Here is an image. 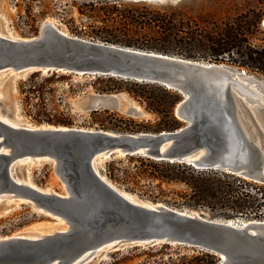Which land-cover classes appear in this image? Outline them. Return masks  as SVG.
<instances>
[{
  "label": "water",
  "instance_id": "obj_1",
  "mask_svg": "<svg viewBox=\"0 0 264 264\" xmlns=\"http://www.w3.org/2000/svg\"><path fill=\"white\" fill-rule=\"evenodd\" d=\"M7 72L117 77L158 84L183 95L175 114L187 126L175 131L119 133L30 122L28 127H14L0 119V197L27 198L35 208L69 225L66 231L38 239L0 237V264L53 260L67 264L79 256L83 258L78 264H84L109 248L158 245H181L224 256L219 264H264V221L230 222L142 200L115 185L101 168L106 159L139 155L187 163L197 170H221L264 184V88L260 80L218 63L85 40L51 21H45L35 37L0 35V74ZM79 106L86 113L119 107V95L90 93ZM125 112L147 116L131 104ZM199 151L203 153L199 159L185 160ZM40 160L55 163L62 192H45L19 182L25 177L20 169Z\"/></svg>",
  "mask_w": 264,
  "mask_h": 264
},
{
  "label": "rangeland",
  "instance_id": "obj_2",
  "mask_svg": "<svg viewBox=\"0 0 264 264\" xmlns=\"http://www.w3.org/2000/svg\"><path fill=\"white\" fill-rule=\"evenodd\" d=\"M124 2V4L130 3V5L140 3L127 0ZM146 4L151 9L161 7L172 9L178 17L190 20L192 25L196 24L200 27H212L214 23L221 25L222 22L233 21L238 15L249 10H262L261 28L264 30L263 0H174L164 3L146 2ZM106 12L105 5L100 3L91 5L88 0H0V31L9 35L11 33L12 36L16 37L31 38L39 34L45 21H53L60 30L72 36L123 47H130L124 41L127 38L133 40L140 38L139 41H142L146 38L153 39V36L156 35L155 33L149 34V32L142 29L134 32V27L127 30L120 21L103 24L100 17H103ZM106 28L107 30L104 31L109 30V34H111L108 37L109 40L115 42H106L96 38V36H101L102 33L100 32ZM258 37L261 38V35ZM130 48L141 49L133 46ZM168 55L178 56L176 54ZM200 55H195L198 58L194 60L205 61L204 58L199 57ZM201 56H204V53ZM184 58L187 57L184 56ZM218 64L235 68L240 72L245 71L248 75L264 83V74L252 73L226 62ZM54 74H56L55 77ZM54 74H42L40 72L20 74L19 76L13 72L0 74V110L2 113L5 114L9 111L10 116L15 115L23 122H30L35 125L50 124L119 133H138L135 131H122L121 128L139 127L143 128L139 132H156L154 130L157 129L156 124L159 121V116L156 113L149 112L144 103L129 93H111L119 95V107L108 106L99 111L82 112L79 105L84 97L90 93L99 94L94 90V82L97 77ZM170 91L180 97L179 102L184 99L179 92ZM130 104L146 112L147 116L140 118L126 113L125 108ZM177 105L174 108L175 117ZM105 111H108V113ZM94 112L98 113L94 114ZM101 121H104L109 127L112 123L117 126V130L104 128ZM180 122L181 126L178 129L187 126L186 122ZM139 157L142 156H116L106 159L101 162L102 173L115 185L142 200L165 204L180 210L204 213L207 217L215 219L228 220L230 216L233 217L231 218L233 221L240 220L239 222L243 223L264 221V219L240 214L236 216L228 209H211L191 203L185 199V195L191 193V190L185 184L167 183L148 176V174L154 172V168L148 166V163L144 164L142 161L137 160ZM175 164L185 165L200 172H208L207 170H197L187 163L175 162ZM20 172L22 176H28L31 183L43 190L63 191L61 181L55 172V163L52 160L31 162L26 167H22ZM110 172H112L114 179L110 177ZM136 172L144 174L140 176ZM145 172L148 174L145 175ZM216 172L227 173L221 170ZM64 225L63 221L45 213L44 210L35 208L34 203L27 198L16 196L0 199V237L52 233ZM162 246L109 248L102 256L96 259H88L84 264H191L193 257L201 251L186 246L171 245L170 250L164 252L160 251ZM215 258L216 264L222 261L220 256H215ZM170 261L172 262L170 263Z\"/></svg>",
  "mask_w": 264,
  "mask_h": 264
},
{
  "label": "trees",
  "instance_id": "obj_3",
  "mask_svg": "<svg viewBox=\"0 0 264 264\" xmlns=\"http://www.w3.org/2000/svg\"><path fill=\"white\" fill-rule=\"evenodd\" d=\"M124 1L88 0L91 5L100 3L106 6L107 12L100 17L103 24L120 21L127 30L134 27V32L142 29L149 34H156L153 39L146 38L142 41H139L140 38L136 40L127 38L124 40L127 46L193 59L198 58L195 55L204 53V56L199 57L210 63L226 62L252 73L264 74L262 10H249L238 15L233 21L222 22L221 25L214 23L212 27H200L196 24L192 25L190 20L178 17L172 9L166 7L151 9L146 2L130 5V3L124 4ZM104 30L106 31L107 28L103 29L100 32L101 36L96 38L115 42L109 40L108 37L111 35L109 30L107 32ZM260 35L261 38L258 37ZM94 90L99 94L127 92L144 103L149 112L159 116L157 129L154 130L156 132L175 131L181 126L180 120L174 115V108L180 101V97L161 85L99 76L94 82ZM105 112L108 113V111ZM110 124L111 127L101 121L104 128L117 130V126ZM121 130L139 132L143 128L129 127L121 128ZM137 160L144 164L148 163V166L154 168V172L150 174L145 172V175L148 174L152 178L167 183L185 184L191 190L189 195H185V199L191 203L211 209H228L236 216L240 214L264 219V184L230 173L200 172L185 165L155 161L143 156ZM136 173L140 176L144 174ZM109 175L114 179L112 172ZM231 218L233 217L229 216L228 220H233ZM170 247V245H163L160 251L166 252L170 250ZM191 264H216V258L213 254L200 251L193 257Z\"/></svg>",
  "mask_w": 264,
  "mask_h": 264
},
{
  "label": "bare ground",
  "instance_id": "obj_4",
  "mask_svg": "<svg viewBox=\"0 0 264 264\" xmlns=\"http://www.w3.org/2000/svg\"><path fill=\"white\" fill-rule=\"evenodd\" d=\"M51 23L55 24L53 21H51ZM0 35H4V36H7V37L13 38V39H16L17 38L16 36H12L11 33L9 35V34H5V33L1 32V31H0ZM263 88H264V83H263ZM9 114H10L9 111H7L5 114H3L2 111L0 110V119L3 120L4 122H6V123H8V124H10L12 126H14V127H22V126L28 127L30 125V123H28V122H23L19 117L15 116V115L9 116ZM163 150H164V148H163ZM202 154L203 153L201 151L196 152L195 155L188 156V157L185 158V160L188 161V162H194L196 159H199V157ZM19 182H23V183L28 184V185L33 186V187L36 186L35 184H33V183H31L29 181L28 176H25L24 178L19 179ZM43 191H45V192H51L52 190H43ZM11 197H16V196L11 195L8 198H11ZM1 198L2 197H0V199ZM129 199L131 200V202H134L136 204H144V205H146V203L140 202L136 197H129ZM59 220L63 221V223L65 225L62 228H60L57 231H55V232H52V233H50V232H48V233H38V234H35V235H28V234H22V235L24 237H27V238L38 239V238H43V237H46V236H49V235L56 234L57 232H62V231L68 230L69 229V225L64 220H62V219H59ZM228 221L233 222V220H228ZM238 221H240V220H238ZM234 222H236V221H234ZM220 257H221V259H225L224 256H220ZM82 258H83V256H79V257H77L75 259L70 258V260H69V262L67 264H78V262ZM48 264H58V261L57 260H53L52 262H50Z\"/></svg>",
  "mask_w": 264,
  "mask_h": 264
}]
</instances>
